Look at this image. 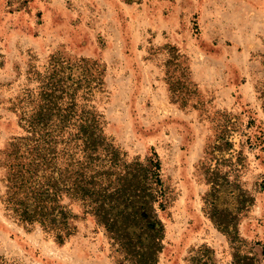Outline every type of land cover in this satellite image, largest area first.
<instances>
[{
    "label": "rangeland",
    "instance_id": "1",
    "mask_svg": "<svg viewBox=\"0 0 264 264\" xmlns=\"http://www.w3.org/2000/svg\"><path fill=\"white\" fill-rule=\"evenodd\" d=\"M58 52L105 64L93 103L107 134L130 158L159 157L171 193L159 211L160 264H191L203 245L217 264H235L228 237L203 211L200 169L230 140L256 199L240 224L242 252L264 264V0H0V195L2 152L23 134L12 102L38 87L31 72H45ZM173 56L181 70L170 67ZM172 73L186 105L170 89ZM71 207L78 231L59 244L16 223L0 201V264H119L95 220Z\"/></svg>",
    "mask_w": 264,
    "mask_h": 264
},
{
    "label": "trees",
    "instance_id": "2",
    "mask_svg": "<svg viewBox=\"0 0 264 264\" xmlns=\"http://www.w3.org/2000/svg\"><path fill=\"white\" fill-rule=\"evenodd\" d=\"M170 67L181 70L177 56ZM31 74L38 87L26 90L11 107L23 134L2 152L5 210L25 229L41 228L64 244L78 231L81 216L71 207L76 204L108 237L119 264H160L165 225L159 211L168 207L171 193L157 153L130 158L107 134L105 117L93 103L106 87L105 64L58 52L45 72ZM180 80L170 74V89L186 105L190 98L179 93ZM216 146L201 163L208 186L203 211L228 237L235 264H261L242 252L240 224L256 203L240 180L244 158L231 140ZM191 253V264H217L208 246Z\"/></svg>",
    "mask_w": 264,
    "mask_h": 264
}]
</instances>
